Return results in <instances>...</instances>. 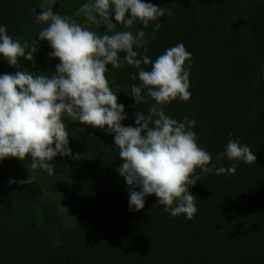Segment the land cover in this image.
<instances>
[{"label":"trees","instance_id":"16d2710c","mask_svg":"<svg viewBox=\"0 0 264 264\" xmlns=\"http://www.w3.org/2000/svg\"><path fill=\"white\" fill-rule=\"evenodd\" d=\"M83 2L61 0L53 12L83 22L74 16ZM145 2L172 12L161 18L146 55L155 60L181 43L191 53L190 99L165 106L166 114L196 121L198 146L212 155V163L230 138L247 145L256 160L241 162L232 176L202 175L190 188L198 209L192 220L163 212L155 196L133 214L113 136L66 121L69 146L80 160L57 156L53 176L32 171L30 157L0 162V264H264V0ZM41 3L0 0V24L8 34L38 45L34 61L21 58L19 69L0 60V75L55 73L59 60L36 37ZM152 27L145 29L149 39ZM135 72L126 66L106 74L117 102L125 105L124 126L134 127L133 113L150 106L136 105L130 96L131 85L139 83L130 79ZM30 175L36 178L32 185H8ZM62 207L75 216L72 226L64 223Z\"/></svg>","mask_w":264,"mask_h":264},{"label":"clouds","instance_id":"9594fccd","mask_svg":"<svg viewBox=\"0 0 264 264\" xmlns=\"http://www.w3.org/2000/svg\"><path fill=\"white\" fill-rule=\"evenodd\" d=\"M57 3L61 0H42L35 14L42 26L36 37L47 41L49 57L59 60L55 73L18 70L0 75V162L30 157L32 171L53 176L56 165L51 162L57 156L80 160L69 146L66 123L78 121L113 136L122 161L117 171L128 186L129 212H139L146 198L155 196L163 212L192 220L198 209L190 188L201 176L235 175L241 162L250 164L256 156L238 138H230L212 163V155L198 146L196 121H178L166 114L165 106L191 96V53L182 43L155 60L146 55L162 27L161 18L172 12L145 0H85L74 13L83 19L78 22L60 11L54 14ZM150 25L149 39L145 29ZM102 27V32L95 30ZM37 48V43L13 38L0 24V60L10 67L19 69L21 58L33 62ZM126 66L136 70L130 79L139 81L131 85L130 96L136 105H150L146 113H133L134 127L122 124L129 117L106 75ZM225 159L232 162L229 167L220 164ZM35 179L30 175L8 185H32Z\"/></svg>","mask_w":264,"mask_h":264},{"label":"rangeland","instance_id":"374dc122","mask_svg":"<svg viewBox=\"0 0 264 264\" xmlns=\"http://www.w3.org/2000/svg\"><path fill=\"white\" fill-rule=\"evenodd\" d=\"M78 22H81V21H78ZM98 33V28L95 29ZM139 189H137L138 191ZM125 195L128 197V192L126 191L125 192ZM61 213H62V216H63V219H64V223L66 224V226H72L74 224V222L76 223V219H75V216H72L71 214V211L69 208L67 207H62L61 208ZM74 220V221H73ZM75 226V225H74ZM73 226V227H74Z\"/></svg>","mask_w":264,"mask_h":264}]
</instances>
